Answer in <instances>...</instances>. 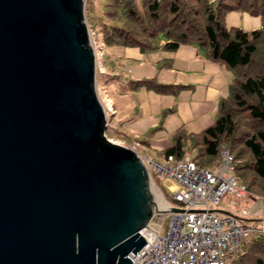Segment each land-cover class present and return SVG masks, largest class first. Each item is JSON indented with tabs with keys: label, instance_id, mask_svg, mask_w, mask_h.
I'll return each instance as SVG.
<instances>
[{
	"label": "water",
	"instance_id": "water-1",
	"mask_svg": "<svg viewBox=\"0 0 264 264\" xmlns=\"http://www.w3.org/2000/svg\"><path fill=\"white\" fill-rule=\"evenodd\" d=\"M87 30L84 0H0V264H130L153 213L184 210L106 136Z\"/></svg>",
	"mask_w": 264,
	"mask_h": 264
},
{
	"label": "trees",
	"instance_id": "trees-1",
	"mask_svg": "<svg viewBox=\"0 0 264 264\" xmlns=\"http://www.w3.org/2000/svg\"><path fill=\"white\" fill-rule=\"evenodd\" d=\"M102 3V17L98 16L96 27L90 29L105 46L137 47L146 52L159 48L175 50L181 44H188L200 55L231 71L229 91L219 100L215 121L198 133L177 130L171 145L161 155L181 158L189 145L195 151L190 156L193 161L212 168L218 163L220 149L228 147L235 160L238 180L251 192L256 187L257 193L264 195V0H104ZM230 11L260 16L261 24L252 29L227 27L225 17ZM129 83L132 87L173 92L170 85L151 79ZM165 195L167 192L163 199ZM229 264H264V233L244 243Z\"/></svg>",
	"mask_w": 264,
	"mask_h": 264
},
{
	"label": "crops",
	"instance_id": "crops-1",
	"mask_svg": "<svg viewBox=\"0 0 264 264\" xmlns=\"http://www.w3.org/2000/svg\"><path fill=\"white\" fill-rule=\"evenodd\" d=\"M225 24L227 27L243 25L244 29H252L260 26L261 17L230 11ZM111 52L121 53L118 65L126 77L123 90L119 91L122 101L119 104L114 102L116 115L125 111L129 113L121 124L122 136L118 138H126L139 148H152L159 155L154 158L162 159L161 151L171 145L172 135L177 130L198 133L215 121L219 100L228 94L232 76L225 65L200 55L194 46L188 44H181L175 50L159 48L146 52L137 47H113ZM147 79L170 85L173 92L132 87L129 83ZM138 153L149 156L145 150H138ZM260 198L261 207L256 206L250 214L245 205L255 201L253 196L237 200L230 207L228 195L227 206L218 209L245 224L258 226L264 220V197ZM242 209L247 211L245 215H241Z\"/></svg>",
	"mask_w": 264,
	"mask_h": 264
},
{
	"label": "built area",
	"instance_id": "built-area-1",
	"mask_svg": "<svg viewBox=\"0 0 264 264\" xmlns=\"http://www.w3.org/2000/svg\"><path fill=\"white\" fill-rule=\"evenodd\" d=\"M138 154L149 176L174 185L165 184L173 203L161 202V209L176 206L184 210L154 212L139 231L145 242L137 252L129 254L130 264H229L244 243L264 233V220L258 226H250L215 210L225 194L230 196V207L251 196L237 178L235 160L228 147L220 149L217 166L212 168L201 167L186 155L155 159ZM240 213L245 215L247 211L242 209Z\"/></svg>",
	"mask_w": 264,
	"mask_h": 264
},
{
	"label": "rangeland",
	"instance_id": "rangeland-1",
	"mask_svg": "<svg viewBox=\"0 0 264 264\" xmlns=\"http://www.w3.org/2000/svg\"><path fill=\"white\" fill-rule=\"evenodd\" d=\"M102 1L104 2V0H84V20L88 28L87 33H88L90 43L95 52V67L96 68H95L94 88H95V93L102 107L105 108V115H106V121H107V127H106L105 134L111 141L127 146V147H131L135 149L137 153H138V150L139 152H143V150H145L149 154L150 157H153V158L158 157L159 155L152 148H147V149H143L141 147L139 148L138 144H136L137 146H135L132 142L126 140V138L124 139L118 138L119 136H122L120 134L122 133L120 131L121 124L123 120L129 114L127 111H125L123 113H120L119 114L120 116H117L116 107L114 103L116 102V104H119V101H122V98H120L121 93H119V91L121 92V90H123L122 85L125 83L124 81L126 79V77L124 76V73L122 72L123 68L118 65V63L121 61V58L118 55H121V53L117 55L113 54L111 52L113 50V47L105 46L102 43V41H100L99 39H96L90 29V27H96L97 22H98L97 20L98 16L102 17V14H101L102 6H103ZM240 26L243 27V25H240ZM108 106H111L113 109L112 110L106 109ZM137 147H138V150L136 149ZM194 154H195V151L191 150L189 145H187L186 156H193ZM216 166L217 164L213 165V167H216ZM150 178H151L152 188L156 191L160 202H167L170 204L173 203V201L167 195H165V198L163 199L164 193L167 192V187H165V184L163 183L164 181L161 179L159 180L158 178L155 177V175H151ZM254 188L256 189V187ZM254 190L253 192H251L250 190L249 191H250V195L255 198V201L245 205L249 214L252 213V211L256 208V206L261 207L262 198L260 197H264V195L257 193L259 190H255V191ZM227 199H228V194H225L220 199L218 208L226 207ZM166 225H167V219L163 223L162 232L165 231Z\"/></svg>",
	"mask_w": 264,
	"mask_h": 264
},
{
	"label": "bare ground",
	"instance_id": "bare-ground-1",
	"mask_svg": "<svg viewBox=\"0 0 264 264\" xmlns=\"http://www.w3.org/2000/svg\"><path fill=\"white\" fill-rule=\"evenodd\" d=\"M152 192H153V199H154V202H155V205L158 209H161L163 208L164 206L161 204L158 196H157V193L156 191L152 188Z\"/></svg>",
	"mask_w": 264,
	"mask_h": 264
}]
</instances>
